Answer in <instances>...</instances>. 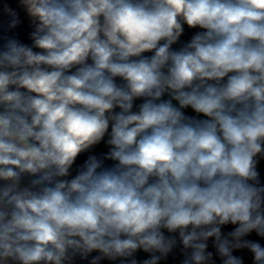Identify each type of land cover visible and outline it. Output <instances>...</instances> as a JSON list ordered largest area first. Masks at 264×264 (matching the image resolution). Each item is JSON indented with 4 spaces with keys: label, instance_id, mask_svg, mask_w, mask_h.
Returning a JSON list of instances; mask_svg holds the SVG:
<instances>
[{
    "label": "clouds",
    "instance_id": "1",
    "mask_svg": "<svg viewBox=\"0 0 264 264\" xmlns=\"http://www.w3.org/2000/svg\"><path fill=\"white\" fill-rule=\"evenodd\" d=\"M0 264H264V0H0Z\"/></svg>",
    "mask_w": 264,
    "mask_h": 264
},
{
    "label": "trees",
    "instance_id": "2",
    "mask_svg": "<svg viewBox=\"0 0 264 264\" xmlns=\"http://www.w3.org/2000/svg\"><path fill=\"white\" fill-rule=\"evenodd\" d=\"M25 33H26V29L22 30V35H25Z\"/></svg>",
    "mask_w": 264,
    "mask_h": 264
}]
</instances>
